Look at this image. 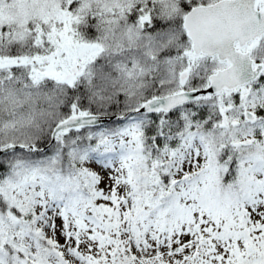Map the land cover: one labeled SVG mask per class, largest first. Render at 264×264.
Masks as SVG:
<instances>
[{"label":"snow or ice","instance_id":"obj_1","mask_svg":"<svg viewBox=\"0 0 264 264\" xmlns=\"http://www.w3.org/2000/svg\"><path fill=\"white\" fill-rule=\"evenodd\" d=\"M0 264H264V0H0Z\"/></svg>","mask_w":264,"mask_h":264}]
</instances>
